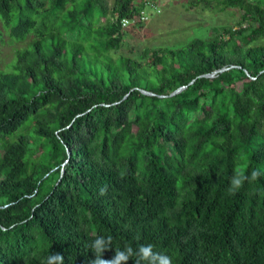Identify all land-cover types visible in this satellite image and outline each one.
I'll return each mask as SVG.
<instances>
[{
  "label": "trees",
  "instance_id": "trees-1",
  "mask_svg": "<svg viewBox=\"0 0 264 264\" xmlns=\"http://www.w3.org/2000/svg\"><path fill=\"white\" fill-rule=\"evenodd\" d=\"M147 1L0 0L9 37H30L0 73V139L33 130L2 143L0 264H90L97 235L106 260L151 243L172 264H264V0H218L236 24L122 54Z\"/></svg>",
  "mask_w": 264,
  "mask_h": 264
},
{
  "label": "rangeland",
  "instance_id": "rangeland-1",
  "mask_svg": "<svg viewBox=\"0 0 264 264\" xmlns=\"http://www.w3.org/2000/svg\"><path fill=\"white\" fill-rule=\"evenodd\" d=\"M190 0H148L155 2L156 7L147 5L143 9L147 19L139 25H128L125 29L127 45L120 52L129 51V44L134 47H177L194 37L206 38L214 30L223 25L236 24L240 11L232 8H222L218 0H212L209 7L189 6ZM0 25L2 38L0 40V73L12 70L16 59L15 50L28 47L30 37L23 40L10 38L8 29ZM22 132L33 134L32 125L26 123L22 129L13 135L0 139V152L4 140L13 141Z\"/></svg>",
  "mask_w": 264,
  "mask_h": 264
},
{
  "label": "clouds",
  "instance_id": "clouds-1",
  "mask_svg": "<svg viewBox=\"0 0 264 264\" xmlns=\"http://www.w3.org/2000/svg\"><path fill=\"white\" fill-rule=\"evenodd\" d=\"M264 175L258 170L251 173L252 179H257ZM247 177L235 174L230 180V191L238 190ZM113 237L110 235H97L90 243L89 248L94 253L95 258L90 264H127L129 259L134 264H172V258L160 251H157L151 243L142 244L139 247H133L131 244H125L122 248H116L112 259L103 258V252L111 248ZM43 264H64V256L58 252H50L44 259Z\"/></svg>",
  "mask_w": 264,
  "mask_h": 264
},
{
  "label": "built area",
  "instance_id": "built-area-1",
  "mask_svg": "<svg viewBox=\"0 0 264 264\" xmlns=\"http://www.w3.org/2000/svg\"><path fill=\"white\" fill-rule=\"evenodd\" d=\"M146 4L150 5V6H153V7H156V5L153 2H147ZM140 14L141 15H140L139 21L144 22V20L147 19V16L145 15L144 10H142ZM133 22H134L133 19L124 18L123 20H121V26L123 28H125L128 25L132 24Z\"/></svg>",
  "mask_w": 264,
  "mask_h": 264
},
{
  "label": "water",
  "instance_id": "water-1",
  "mask_svg": "<svg viewBox=\"0 0 264 264\" xmlns=\"http://www.w3.org/2000/svg\"><path fill=\"white\" fill-rule=\"evenodd\" d=\"M223 69H226V68H223ZM223 69H220V70H223ZM205 76H213V74H206ZM185 86H180L178 87L177 89H175L174 91H172L168 96H173L177 93H179L182 89H184ZM144 93H148V94H153L151 92H147L145 90H142ZM163 96V95H162ZM68 154H69V151H68Z\"/></svg>",
  "mask_w": 264,
  "mask_h": 264
}]
</instances>
